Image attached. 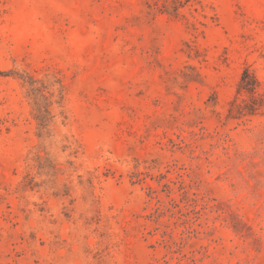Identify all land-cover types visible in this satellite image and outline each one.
Here are the masks:
<instances>
[{
  "label": "rangeland",
  "instance_id": "374dc122",
  "mask_svg": "<svg viewBox=\"0 0 264 264\" xmlns=\"http://www.w3.org/2000/svg\"><path fill=\"white\" fill-rule=\"evenodd\" d=\"M0 264H264V0H0Z\"/></svg>",
  "mask_w": 264,
  "mask_h": 264
}]
</instances>
